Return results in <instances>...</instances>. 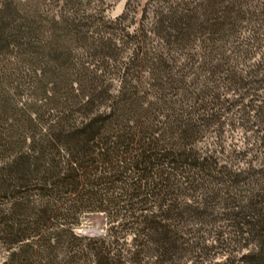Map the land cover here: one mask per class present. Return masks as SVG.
I'll list each match as a JSON object with an SVG mask.
<instances>
[{
  "label": "trees",
  "instance_id": "obj_1",
  "mask_svg": "<svg viewBox=\"0 0 264 264\" xmlns=\"http://www.w3.org/2000/svg\"><path fill=\"white\" fill-rule=\"evenodd\" d=\"M46 1L0 0V264H187L209 237L222 251L253 243L242 264H264L263 33L241 35L257 12L247 0L159 5L160 51L112 37L131 0L115 22ZM236 129L242 146H226ZM85 213L106 215L105 235L74 231Z\"/></svg>",
  "mask_w": 264,
  "mask_h": 264
},
{
  "label": "rangeland",
  "instance_id": "obj_2",
  "mask_svg": "<svg viewBox=\"0 0 264 264\" xmlns=\"http://www.w3.org/2000/svg\"><path fill=\"white\" fill-rule=\"evenodd\" d=\"M128 0H73L72 2H69V0H50L46 1L48 4L46 8L52 9L53 12H60L62 10L65 11H79V15L82 13H94V11L99 10L98 12L100 15L105 16L106 19H109L110 21H114L115 19L119 18L121 14L125 11L126 3ZM181 0H131L129 2L130 4V12L124 19L118 21L120 22L118 25L121 26V28H125L124 33L118 31V33L115 32V35L112 36L115 40H119L120 38L124 37V35L129 33V35H140L141 38L145 39L146 46L150 50H165V45L162 42V39L159 38V36L156 34L157 32L156 27L158 22L157 14L155 13L156 9L159 5H162V9L165 12L166 8L169 7V5H172V7L176 6V3H178ZM69 2V3H68ZM249 6L253 10H255L257 13H255L250 20H247L246 23L244 22L241 27V35L248 36L251 32L250 30L254 29H260V31L263 33L261 46L258 49V54L264 53V22L261 23V16H258V11L261 9V5L264 3V0H247L246 1ZM65 6L62 7V6ZM115 22V21H114ZM96 36L98 33L94 30V28L91 29ZM106 30L103 33H106L107 36L108 33H111L113 31ZM156 32V33H155ZM125 38V37H124ZM167 47H169L168 43L166 42ZM126 48L123 49L121 54V59L119 61L124 62L129 59L134 46L132 43H127L125 45ZM172 48V47H171ZM75 52L79 54V56H83L85 54V48L77 46L75 48ZM184 52V51H183ZM178 51L177 53L174 52V56L178 57L179 61L181 62L183 59H185V52ZM257 56H255L251 62H253ZM140 79L147 81L148 77L150 76L148 74L147 70H143L139 74ZM111 77V80L113 81V85L116 88L118 86V76H109ZM26 97V96H24ZM243 134L242 131L239 129H236L234 131H226L224 136V143L226 146H228L231 143H234L236 146L241 147L243 144ZM213 134L211 133L206 143L210 144L213 140ZM108 220L106 215L103 213H85L80 221L79 224L74 227V231L79 234L86 237H98L103 236L106 234L108 229ZM216 227H221L222 229H229L226 227V223L224 221H220L216 224ZM134 234L133 232H129L126 235H123L122 238L119 240L120 246H122L123 249H132V242H133ZM226 237V235H224ZM243 241H239L236 243H226L224 250H220L219 248H214L217 246V242L213 240L211 237H209L206 240V245L210 247L211 249L207 251V254L204 256V259L195 258V260H187V264H213L215 262L224 264L227 261L232 259L235 260V262H240L241 257L244 254H247L250 250H253L255 248V245L253 243L242 246ZM5 257V251H3L2 248H0V262ZM227 257H229L227 259ZM193 261V262H192Z\"/></svg>",
  "mask_w": 264,
  "mask_h": 264
}]
</instances>
